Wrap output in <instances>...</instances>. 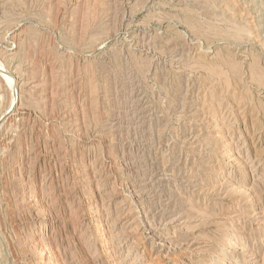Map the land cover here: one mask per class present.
I'll list each match as a JSON object with an SVG mask.
<instances>
[{"label":"rangeland","instance_id":"obj_1","mask_svg":"<svg viewBox=\"0 0 264 264\" xmlns=\"http://www.w3.org/2000/svg\"><path fill=\"white\" fill-rule=\"evenodd\" d=\"M0 117V264H264V0H0Z\"/></svg>","mask_w":264,"mask_h":264},{"label":"bare ground","instance_id":"obj_2","mask_svg":"<svg viewBox=\"0 0 264 264\" xmlns=\"http://www.w3.org/2000/svg\"><path fill=\"white\" fill-rule=\"evenodd\" d=\"M3 75V74H2ZM1 75V76H2ZM6 80H8V79H6ZM6 82H8V81H6ZM10 82V81H9ZM9 82L7 83L8 85H9ZM11 87V86H10ZM12 90H14L13 89V87H12ZM13 92V91H12ZM13 96V95H12ZM11 105V104H10ZM10 105H8V106H10ZM12 107H13V105H12ZM6 111V110H5ZM13 110H11L10 111V109H8L6 112H4L5 114L3 115V117L2 118H6V117H9V115L11 114V112H12ZM1 118V117H0ZM3 120V119H2ZM103 238V237H102ZM41 249V248H40ZM34 250V249H33ZM38 250V249H37ZM42 251H44V250H42ZM38 252V251H37ZM40 253V252H39ZM42 255V254H41ZM40 257V256H39ZM42 257V256H41ZM39 260V259H38ZM41 260V259H40ZM39 263V262H38ZM37 263V264H38ZM45 263V262H44Z\"/></svg>","mask_w":264,"mask_h":264}]
</instances>
